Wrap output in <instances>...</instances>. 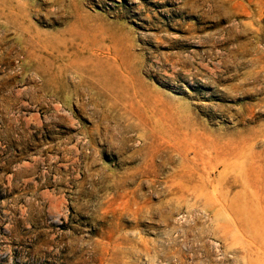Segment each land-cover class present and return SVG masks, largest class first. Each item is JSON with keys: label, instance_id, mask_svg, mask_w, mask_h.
<instances>
[{"label": "rangeland", "instance_id": "374dc122", "mask_svg": "<svg viewBox=\"0 0 264 264\" xmlns=\"http://www.w3.org/2000/svg\"><path fill=\"white\" fill-rule=\"evenodd\" d=\"M262 192L264 0H0V264H250Z\"/></svg>", "mask_w": 264, "mask_h": 264}, {"label": "bare ground", "instance_id": "6f19581e", "mask_svg": "<svg viewBox=\"0 0 264 264\" xmlns=\"http://www.w3.org/2000/svg\"><path fill=\"white\" fill-rule=\"evenodd\" d=\"M64 42V41H63ZM35 43V42H34ZM28 44V43H27ZM32 47H33V42L31 41L29 43ZM52 44V43H51ZM56 45H60V44H55L54 46ZM35 46V45H34ZM47 46H50V45H47ZM56 46V47H58ZM53 47V46H52ZM54 48V47H53ZM66 49V48H65ZM29 54H34V51H31L29 52ZM75 58V57H74ZM89 59H92V58H89ZM70 60V59H69ZM78 60V58H77ZM79 60H82V59H79ZM98 61V60H97ZM85 62V61H84ZM73 65V64H71ZM79 65V64H78ZM74 66V65H73ZM75 68V66H74ZM81 69V68H80ZM79 69V70H80ZM60 70V69H59ZM84 70V69H83ZM78 71V70H77ZM91 71V70H90ZM62 71L60 70L59 73H55V74H52L49 76L48 80H49V84H54L58 89H61V86L64 85V81H59L58 78L59 76H61L62 74ZM58 77V78H57ZM108 77V76H107ZM116 81V80H115ZM104 82H106V80L104 79ZM112 82V81H111ZM111 82L109 84H111ZM113 84L115 85V87L119 86L118 84H121V82H118L117 86H116V82H113ZM112 84V85H113ZM107 85V84H106ZM123 86V85H122ZM121 86V87H122ZM124 87V86H123ZM128 87V85H127ZM122 90V88H120ZM144 89V88H143ZM124 90V89H123ZM125 90H126V87H125ZM118 91V90H117ZM147 91V90H146ZM144 91V93L142 92L141 94H147L148 92ZM127 92V95H128V91H125ZM118 93V92H117ZM134 93V92H133ZM120 93H118L119 95ZM132 94V93H131ZM149 94V93H148ZM123 95V91H122V94ZM126 95V97H128ZM139 95V93H138ZM125 96V95H123ZM122 96V98H123ZM144 95H142L141 97H143ZM112 97V96H111ZM119 97V96H118ZM132 97V96H131ZM120 98V97H119ZM125 98V97H124ZM134 98V96L132 97ZM131 98V100H132ZM129 98H127L128 100ZM148 99V98H147ZM125 99V102L127 101ZM130 100V99H129ZM150 100V98H149ZM151 101V100H150ZM128 102V101H127ZM135 102V101H133ZM144 102V101H143ZM153 102V101H152ZM127 104V103H126ZM125 104V105H126ZM131 104V103H130ZM147 104V103H146ZM150 103H148L149 105ZM133 104H131L132 106ZM130 106V108H131ZM139 106V105H138ZM147 106V105H146ZM135 107V106H134ZM133 108V107H132ZM134 109V108H133ZM136 111V109H134ZM139 111V110H138ZM137 111V112H138ZM136 112V113H137ZM186 129V128H185ZM188 132V131H187ZM196 133V132H195ZM193 133V135H191L193 137V139L196 137L197 138V134ZM192 134V133H191ZM203 134V133H202ZM203 136V135H202ZM209 136V135H208ZM204 138H207L205 136H203ZM210 137V136H209ZM188 137H186V140L182 143L183 146L185 145L186 147H191V145L189 146V141L187 140ZM184 139H185V136H184ZM198 139V138H197ZM196 139V140H197ZM201 139V138H199ZM208 139V138H207ZM202 140V139H201ZM204 140V139H203ZM202 140V141H203ZM211 140V139H210ZM198 142H200V140H197ZM201 141V142H202ZM209 141V140H208ZM196 142V141H194ZM200 142V143H201ZM207 142V141H206ZM204 146H202L201 144L197 143L198 145H201L202 147H208V145L205 146V142L203 141L202 142ZM208 143V142H207ZM213 143V142H212ZM209 144V143H208ZM212 145V144H210ZM245 145V144H244ZM201 146H198V147H201ZM247 146V145H246ZM193 147V146H192ZM213 147V146H211ZM210 147V148H211ZM203 149V148H201ZM201 149H192L194 150V156L197 158L198 156L200 157V159H204V155L203 152L201 151ZM205 149V148H204ZM208 149V148H207ZM204 151V150H203ZM209 151V150H208ZM187 151H180L181 155L183 156V158L187 159L188 158V155L186 153ZM202 152V154H201ZM229 154V153H228ZM209 157H210V153H208ZM230 155V154H229ZM213 156V155H212ZM190 158V157H189ZM207 158V157H206ZM214 158V157H213ZM192 160H194V158L191 160L189 159L188 161L192 162ZM217 160V159H216ZM219 160V159H218ZM187 161V162H188ZM228 161V160H227ZM226 161V163H227ZM201 162V161H200ZM205 162V161H204ZM220 162V161H218ZM223 162V161H221ZM207 163V162H206ZM229 163V161H228ZM190 165V163H188ZM198 166V165H197ZM219 166V165H218ZM191 167V165H190ZM196 168V167H195ZM192 170V169H191ZM211 170V169H210ZM206 171V170H205ZM191 172V171H189ZM208 173V172H207ZM203 174V173H202ZM207 178H208V175H207ZM57 201V200H56ZM49 203V202H48ZM56 205V204H55ZM236 205V206H235ZM54 206V205H53ZM58 206V205H57ZM230 210L233 211V212H236L238 216V225L240 227V230H241V234L243 233V235L246 234V236H248L249 238H247L246 236V239H249V240H246V244L247 245H243L242 246V251L244 253V257L246 258V260L250 263V264H254L255 262V259L256 260H261L263 261L264 260V192L262 193H259V194H256V195H251V196H245L240 202H236L235 201H231L230 205ZM54 208V207H53ZM56 208V207H55Z\"/></svg>", "mask_w": 264, "mask_h": 264}]
</instances>
